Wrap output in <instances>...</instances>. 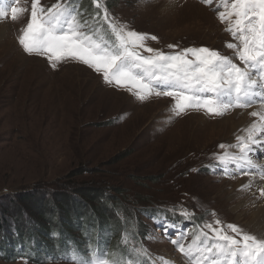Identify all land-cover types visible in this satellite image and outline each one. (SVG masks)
<instances>
[{
	"label": "rangeland",
	"instance_id": "1",
	"mask_svg": "<svg viewBox=\"0 0 264 264\" xmlns=\"http://www.w3.org/2000/svg\"><path fill=\"white\" fill-rule=\"evenodd\" d=\"M0 1L12 4V0ZM83 1L64 0L93 28H100L98 35L111 42L114 38L107 25L93 19L97 11L94 0H90L89 9ZM56 2L41 0V6L51 7ZM111 2L113 7H108ZM31 3L20 0L19 6L27 11L17 21L11 20L10 12L0 19V24L10 25L13 41L8 39L11 45L0 50V215L2 210L8 213L7 209L17 206L35 214L42 206L49 211L54 195L97 189L111 203L127 201L137 212L155 206L192 211L216 227L218 219L264 238L249 223L251 206L258 203L252 204L255 197L250 188L238 184L250 175L264 180V149L250 154L256 172L243 171L244 165L231 160H219L220 156L240 155L237 137L244 136L248 128L237 127L238 123L234 130L231 122L225 126L223 122L235 114L237 122L238 109L246 108H232L222 116L203 110L176 116L171 97L152 95L141 102L127 89L106 84L101 74L77 61L57 62L53 69L45 57L29 55L19 44L30 20ZM103 3L118 23L156 36L155 41H146L149 47L165 52L208 47L234 58V50L227 44L238 41L219 18V12L225 10L218 7L220 0L211 4L204 0ZM169 45L176 47L169 49ZM234 62L239 63L235 58ZM221 144L224 149L219 148ZM244 172L247 175L241 174ZM260 197L264 200V194ZM242 200L247 204L239 215L234 208ZM10 216L4 215L6 222L1 223L12 225ZM143 219L156 233L149 234L146 243L151 249L148 255L158 264H197L195 251L186 256L171 242L176 239L187 249L191 245L190 225L181 237L178 229L171 228L166 235L164 223L157 226L152 219ZM24 220L25 226H33V220ZM228 234L234 235L229 229ZM0 264L76 263L0 258Z\"/></svg>",
	"mask_w": 264,
	"mask_h": 264
},
{
	"label": "snow or ice",
	"instance_id": "2",
	"mask_svg": "<svg viewBox=\"0 0 264 264\" xmlns=\"http://www.w3.org/2000/svg\"><path fill=\"white\" fill-rule=\"evenodd\" d=\"M204 2L211 4L212 0ZM19 4L20 0H12L11 5L0 2V19L7 18L10 12L11 20L17 21L27 11ZM94 4L97 11L93 19L101 26L107 25L114 38L111 42L98 35L100 28H93L76 7L64 0L47 8L41 6V0H32L30 20L19 44L25 53L45 57L53 69L57 62L65 60L82 63L101 74L106 84L127 89L141 102L152 95L171 97L176 116L190 110L222 116L232 108L251 107L255 97L264 96V0H220L218 5L225 9L219 12L220 20L228 24L227 31L238 41L227 47L234 50L239 63L208 47L169 52L149 47L146 41H155L156 36L118 23L103 0H94ZM261 103L264 107V101ZM251 116L259 119L247 129L246 137H237L240 155L220 156V161L253 165L250 154L264 149V110L253 111ZM214 223L219 227L209 222L201 230L205 241L210 242H194L187 249L176 239L171 242L186 256L195 251L197 264H264V238L243 232L234 224L227 225L234 234L230 235L220 226V220ZM169 227L164 224L166 235ZM94 264L108 262L97 260Z\"/></svg>",
	"mask_w": 264,
	"mask_h": 264
},
{
	"label": "trees",
	"instance_id": "3",
	"mask_svg": "<svg viewBox=\"0 0 264 264\" xmlns=\"http://www.w3.org/2000/svg\"><path fill=\"white\" fill-rule=\"evenodd\" d=\"M83 2L85 8H91L90 0ZM107 5L113 7L112 2ZM34 197L29 199H37ZM42 201L45 204L47 200ZM49 203L52 206L47 204L49 211H44L42 206L36 214L20 206L7 209L8 213L2 210L0 258L14 261L24 258L33 263L64 260L94 264V261L106 260L114 264H156L153 256L148 255L151 249L146 243L149 234L154 232L148 229L143 217L152 219L157 226L167 223L169 230L190 225V242L194 244L197 240H204L201 230L206 221L192 211L187 217L183 215L185 211L162 206L144 207L137 212L127 201L111 203L97 189L78 194L61 192L54 195ZM6 214L11 215L8 219L12 223L10 226L1 223L6 222L3 217ZM24 217L33 220V226H25ZM224 228L228 232L227 226Z\"/></svg>",
	"mask_w": 264,
	"mask_h": 264
},
{
	"label": "bare ground",
	"instance_id": "4",
	"mask_svg": "<svg viewBox=\"0 0 264 264\" xmlns=\"http://www.w3.org/2000/svg\"><path fill=\"white\" fill-rule=\"evenodd\" d=\"M9 26L7 25V23L6 24H0V50H2V51L6 50L11 45L8 42V39H10L11 42H13L12 41V37H11L12 36V34H11L12 31L10 30ZM38 62H40V61H38ZM255 101L256 102L253 103L251 105V107L246 108V110L238 109L239 111H237V112L239 113V116H238L239 119L237 120V122H235L233 120V118L235 119L237 114H235L233 116L229 115L230 117H228L223 122L224 126L226 124H229V122H231L235 129L233 127L232 128L234 130H236V128L239 127L240 125H242V126L245 125L247 128H250L253 123H257L259 118L251 116V112L264 110V107H262V103H261V101H264V96H259L258 99H256V97H255ZM234 111H236V110H234ZM201 118L204 119V117H201ZM238 123H239V125H238ZM236 125H238V126L236 127ZM240 129H241V127H240ZM243 135L246 137L247 132L245 134H243ZM262 135H264V134H262ZM250 176H247L245 179H239V183L238 184L241 185L242 188H245V186H247L248 188L251 189V191H252V193H253V195L255 197V201H253L252 204H254V203H258V204H255L254 206H251L249 223H250V225L252 227H254L256 230H258V232H261V234L264 236V200H262L261 197H260V195L262 194V190H264V180H261V178H259L258 176L257 177H255V176H251L250 177ZM244 184H245V186H244ZM250 195H252V194H250ZM245 204H247V202H245V201H243L240 205L238 204L234 208L235 212H237V214H239V215L242 214V211H243L242 207Z\"/></svg>",
	"mask_w": 264,
	"mask_h": 264
}]
</instances>
